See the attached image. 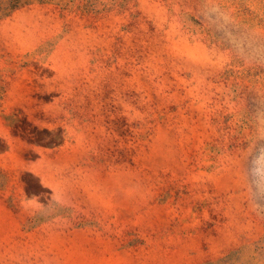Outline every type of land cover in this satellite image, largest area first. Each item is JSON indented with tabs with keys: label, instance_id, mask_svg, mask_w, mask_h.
<instances>
[{
	"label": "rangeland",
	"instance_id": "374dc122",
	"mask_svg": "<svg viewBox=\"0 0 264 264\" xmlns=\"http://www.w3.org/2000/svg\"><path fill=\"white\" fill-rule=\"evenodd\" d=\"M0 264H264V0H0Z\"/></svg>",
	"mask_w": 264,
	"mask_h": 264
}]
</instances>
